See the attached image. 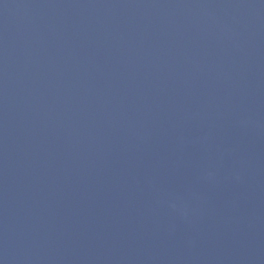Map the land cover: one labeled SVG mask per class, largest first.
<instances>
[{
	"label": "water",
	"instance_id": "95a60500",
	"mask_svg": "<svg viewBox=\"0 0 264 264\" xmlns=\"http://www.w3.org/2000/svg\"><path fill=\"white\" fill-rule=\"evenodd\" d=\"M0 264H264V0H0Z\"/></svg>",
	"mask_w": 264,
	"mask_h": 264
}]
</instances>
